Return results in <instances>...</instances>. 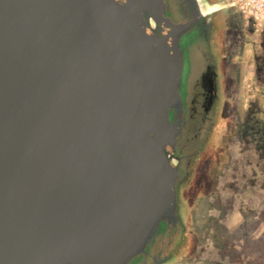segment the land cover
I'll return each mask as SVG.
<instances>
[{
	"label": "water",
	"instance_id": "water-1",
	"mask_svg": "<svg viewBox=\"0 0 264 264\" xmlns=\"http://www.w3.org/2000/svg\"><path fill=\"white\" fill-rule=\"evenodd\" d=\"M191 25L165 0H0V264H128L176 221Z\"/></svg>",
	"mask_w": 264,
	"mask_h": 264
},
{
	"label": "rangeland",
	"instance_id": "rangeland-1",
	"mask_svg": "<svg viewBox=\"0 0 264 264\" xmlns=\"http://www.w3.org/2000/svg\"><path fill=\"white\" fill-rule=\"evenodd\" d=\"M216 1L227 14L224 28L234 53L221 103L228 123L208 147V153L220 152L218 165L212 166L211 155H203L198 181L186 194L179 193L186 199L184 226L200 253L190 260H183L186 254L177 256L167 264H264V31H255L231 7L232 0ZM214 21L215 35L223 22L220 15ZM183 69L184 84L186 57ZM191 87L180 90L185 111ZM194 136L180 152L184 158L191 154L196 160L199 130L190 133Z\"/></svg>",
	"mask_w": 264,
	"mask_h": 264
},
{
	"label": "flooded vegetation",
	"instance_id": "flooded-vegetation-1",
	"mask_svg": "<svg viewBox=\"0 0 264 264\" xmlns=\"http://www.w3.org/2000/svg\"><path fill=\"white\" fill-rule=\"evenodd\" d=\"M165 4L166 15L174 23L192 21V25L179 37L183 66L186 57L188 69L187 81L183 84L182 75L180 86L192 87L187 110L185 111L182 106L180 117L183 124L174 148V154L179 159L176 186L177 219L170 223L161 222L152 240L147 244L145 252L133 258L128 264H167L184 254L186 258L183 260H190V257L199 255V249H196L193 243V234L184 226L186 199L180 198L179 193L186 194L187 188L193 187L198 181L196 178L198 165L203 155H211L212 166L218 165L220 157L217 155L220 152L209 154L208 147L209 144L213 145V140L215 141L223 126L228 123V120L222 117L225 107H221V103L225 97L226 72L233 68L229 59L234 53L226 34L227 28H224L227 19L225 9L218 5L216 0H165ZM207 6L216 10L209 12ZM217 15H220L223 27L216 28L214 35V20ZM183 70L182 68V73ZM180 96L182 99L181 93ZM195 130H199L201 134L197 142L196 160L191 154L184 158L180 152L182 153L193 142L196 136L191 138L190 133Z\"/></svg>",
	"mask_w": 264,
	"mask_h": 264
},
{
	"label": "built area",
	"instance_id": "built-area-1",
	"mask_svg": "<svg viewBox=\"0 0 264 264\" xmlns=\"http://www.w3.org/2000/svg\"><path fill=\"white\" fill-rule=\"evenodd\" d=\"M230 5L240 11L255 31H264V0H232Z\"/></svg>",
	"mask_w": 264,
	"mask_h": 264
},
{
	"label": "bare ground",
	"instance_id": "bare-ground-1",
	"mask_svg": "<svg viewBox=\"0 0 264 264\" xmlns=\"http://www.w3.org/2000/svg\"><path fill=\"white\" fill-rule=\"evenodd\" d=\"M214 10L212 9V12H213Z\"/></svg>",
	"mask_w": 264,
	"mask_h": 264
}]
</instances>
